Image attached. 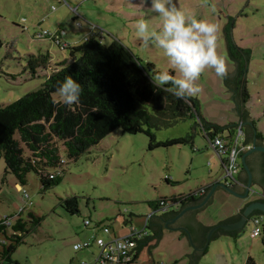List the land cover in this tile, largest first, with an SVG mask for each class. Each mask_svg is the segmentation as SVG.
Here are the masks:
<instances>
[{"label": "rangeland", "instance_id": "1", "mask_svg": "<svg viewBox=\"0 0 264 264\" xmlns=\"http://www.w3.org/2000/svg\"><path fill=\"white\" fill-rule=\"evenodd\" d=\"M249 1L175 0L176 7L186 15L217 25L216 51L225 61V72L217 75L213 68H205L196 81L201 90L192 97L199 103L203 121L224 128L223 136L227 141L237 134L236 129L233 135L225 129L237 121L232 113V95L223 85L230 74L236 72V64L229 58L226 45V35L231 36L232 24L235 25L233 40L242 42L252 51L243 77L248 96L243 99L245 103L237 94L234 98L264 136V0H257L258 9ZM140 19L145 20L151 30L159 31L162 27L159 15L151 12L143 0H0L3 44L0 49V106L6 107L42 88L48 73L39 70L36 77L31 76L27 69L30 54L49 52L53 62L69 57L68 51H61L50 40L39 37L45 31H65L64 41L72 46L82 44L85 37L93 35L106 45L117 40L142 64H153L159 71L178 75L162 49L145 44L136 35V22ZM54 99L63 101L59 94H55ZM154 135L157 142L189 140L183 145L151 151L146 135H130L119 129L77 161L68 160L63 154V142H56L65 160L60 170L64 175L59 185L46 191H42L35 173L28 175L26 186L18 185L13 175L6 174V163L0 158V218L13 217L25 207L23 190L33 202L24 214L31 211L43 218L36 231L25 237V243L19 246L13 259L20 264H92L97 248L75 251L73 246L90 240L94 225L104 223L119 235L130 228V223L141 229L153 212L150 202L194 192L206 185L209 175L220 171L221 167L213 164L215 151L199 119H182L172 127L154 131ZM241 165L240 161L239 172ZM167 177L174 183L168 184ZM218 193L214 203L199 214L205 224L232 213L235 209L232 205L242 204L240 198ZM74 197H77L80 213L70 215L61 204L62 200ZM85 221H90L91 225L85 226ZM253 229L250 222L237 239L221 236L208 248L211 252L238 250L231 257L232 264H244L248 257L256 264H264L263 235L252 238ZM96 233L103 236L101 231ZM191 252L188 239L177 232H166L159 241L145 247L140 258L143 262L154 260V264H188L184 257ZM212 258L210 255L201 263L210 264Z\"/></svg>", "mask_w": 264, "mask_h": 264}, {"label": "trees", "instance_id": "2", "mask_svg": "<svg viewBox=\"0 0 264 264\" xmlns=\"http://www.w3.org/2000/svg\"><path fill=\"white\" fill-rule=\"evenodd\" d=\"M226 41L228 53L237 64V71L244 75L250 51L238 47L229 33ZM2 46L0 38V49ZM57 47L61 51H68L69 57L53 62L52 55L47 52L30 54L27 59V69L32 77H36L39 70L48 73L42 88L6 107L0 106V158L6 163V174L13 175L18 185L26 186L30 173L39 177L42 191L61 183L64 171L60 170L65 163H62L64 159L56 142H63V154L68 160L77 161L120 129L130 135H146L150 141L149 150L152 151L188 143L189 139L157 142L154 131L172 127L182 119L194 118L199 119L208 137L226 140L224 128L203 121L196 99H178L153 84L151 77L159 70L153 64H142L119 41L114 40L106 45L93 35L77 46L68 44ZM69 76L77 80L82 88L78 102L70 105L54 99V95L59 94L60 84ZM245 84V81L238 82V99L242 103H245L244 97L248 96ZM241 112L243 121L249 119L248 113ZM252 123L256 130L255 123ZM225 129L233 135L238 125L232 124ZM245 141L249 143L246 137ZM165 181L174 183L169 177ZM204 194L195 191L150 202L153 212L147 225L146 220L143 225L148 234L138 244L137 259L139 251L164 235L158 224L164 215L177 216ZM61 206L70 215L80 213L77 197L62 200ZM26 209L13 217L0 218V264H20L13 259L14 253L25 243V237L36 231L43 221L42 217L31 211L25 215ZM107 228L111 232L110 227ZM219 232L227 233L222 229ZM233 234L240 232L229 233ZM218 236L216 233L212 240ZM246 264L256 263L250 259Z\"/></svg>", "mask_w": 264, "mask_h": 264}, {"label": "clouds", "instance_id": "3", "mask_svg": "<svg viewBox=\"0 0 264 264\" xmlns=\"http://www.w3.org/2000/svg\"><path fill=\"white\" fill-rule=\"evenodd\" d=\"M143 3L159 15L162 27L159 31L151 30L149 24L140 19L136 22V35L145 44L151 43L162 49L168 63L178 74L159 71L151 77L153 84L178 99H185L200 92L196 81L205 68H213L217 75L224 74L225 61L216 51L218 28L215 23L186 15L176 7L175 0H143ZM81 92V84L71 76L66 77L58 88L59 96L69 105L78 102ZM247 145L251 146L248 142ZM204 188L206 193L210 185ZM73 247L76 249L80 245Z\"/></svg>", "mask_w": 264, "mask_h": 264}, {"label": "built area", "instance_id": "4", "mask_svg": "<svg viewBox=\"0 0 264 264\" xmlns=\"http://www.w3.org/2000/svg\"><path fill=\"white\" fill-rule=\"evenodd\" d=\"M79 27L80 24H77ZM26 29V28H25ZM24 29V30H25ZM65 31L57 30L53 33L48 31L43 32L39 37L41 39L50 40L56 46H66L64 42ZM90 37H85L84 41H87ZM205 137L209 140L210 146L216 152L222 166V174L219 178V182H223L228 186H232L238 183L236 178L240 170V159L241 156L250 149L251 146L246 144L245 147L242 146L244 139V131L241 126H238L237 134L235 138L231 141L224 140L222 138L212 139L208 137L207 133L204 131ZM65 163V160L62 161ZM53 178V176H51ZM206 188L200 190L201 193H205ZM24 197L23 202L25 207L28 208L32 206L33 202L31 201L28 193L23 191ZM19 210L18 213L24 211ZM151 218V214L146 218V225ZM254 226L252 237H259L263 232V226L260 216H256L252 219ZM86 225H91L90 221L85 222ZM10 225V222H8ZM104 234H110L109 228H104ZM146 227L137 229L131 227L130 231L121 237H110L109 239H103L101 237L93 236L92 239L79 243V248L75 250H80L88 248L92 242L99 247V253L96 256L92 264H148L140 263L137 259V247L139 242H141L147 236ZM123 245V246H121Z\"/></svg>", "mask_w": 264, "mask_h": 264}, {"label": "water", "instance_id": "5", "mask_svg": "<svg viewBox=\"0 0 264 264\" xmlns=\"http://www.w3.org/2000/svg\"><path fill=\"white\" fill-rule=\"evenodd\" d=\"M224 88L226 90H228L231 95H232V104H233V110L232 113L237 117V121L235 123V125L237 126H241L244 128L245 131V126L244 124H247V122H250L249 119H246L245 121H243L242 119V115H241V111L245 112L237 103V100L234 98V93L236 92V85L235 82L233 83H228V82H224ZM244 123V124H242ZM251 126H253V123H251ZM247 132V131H246ZM257 133V130H255V134ZM245 137H249L248 134L246 133L244 135V139L242 142V146L245 147L246 146V141H245ZM254 152H262L264 153V146H258L256 144V141L254 140L251 144V148L246 151V153H244L242 155L241 158V163H242V167L245 171H247L249 173L250 176V182L246 185V187L244 188L241 181V172L238 173L237 175V180L238 183L235 184L234 186H228L223 182H219V180L213 184L210 185L209 190L204 194V196L199 199L196 200L195 202H192L189 206H187L180 214H178L175 218L174 221L180 220L187 211L189 210H194V214L193 216V221H195L194 226V232L193 233L196 237L197 240V247L201 248L204 244V246L199 250L195 247V244L192 241V237L190 232L187 229L184 228H180L181 230H184V233H186L188 235V244L190 246V248L194 251L193 255L189 256V257H184V259L187 261L188 264H197L200 257L202 256V254L204 253V251L206 250V248L210 245V243L213 241L212 237L218 233L219 236H227L229 235V233H236V232H241L243 226L245 225V223L247 222L248 219H250L252 216H257V214L264 216V193L260 190H256L252 187L251 184V173L249 171L248 165L246 163V158L254 153ZM241 167V169H242ZM238 186L237 188L240 189V191L236 190L235 187ZM244 188V189H243ZM243 189V190H241ZM217 192H223V193H227L229 195H232L236 198H240L243 201L244 204V209L243 211L237 215L234 218L231 219H227L223 222H221L220 224H218L217 226L213 227V228H208L207 231H205V229H207V227L202 228V225L200 223L197 222V220L195 219V214L199 211H201L205 206H208L211 201H212V197L215 193ZM244 193V194H243ZM254 195H256L255 198H252ZM247 201H249L247 203ZM190 229V228H189ZM220 229L224 230L225 234L220 233ZM172 231H176V230H172ZM217 237V238H218Z\"/></svg>", "mask_w": 264, "mask_h": 264}, {"label": "crops", "instance_id": "6", "mask_svg": "<svg viewBox=\"0 0 264 264\" xmlns=\"http://www.w3.org/2000/svg\"><path fill=\"white\" fill-rule=\"evenodd\" d=\"M248 3H250V5L253 7V8H255V9H258L257 8V0H254V1H252V0H250ZM228 14H231V11H228ZM234 15V14H233ZM229 18H233V17H229ZM89 24H91L90 22H88ZM92 27H93V25H92ZM234 29H235V25H233L232 24V27H231V38L233 39V31H234ZM234 41V40H233ZM65 42V41H64ZM66 44H67V42H65ZM234 43L238 46V47H240L241 49H244V50H249L250 51V53H251V56H250V58L252 57V51H251V48L250 47H246L245 45H243V43L241 42V43H236L235 41H234ZM227 51H228V47H227ZM228 56H229V58L232 60V58L230 57V55H229V53H228ZM234 62V61H233ZM249 63V62H248ZM248 63H247V65H248ZM236 64V63H235ZM243 77H244V75H243V73L241 72V73H239L238 71H237V64H236V72L234 73V74H230V78L229 79H227V82L228 83H233V82H235V85H236V92L234 93V94H237L238 95V82L239 81H243L244 82V79H243ZM249 120H250V122L252 123V120L249 118ZM245 132V131H244ZM263 135V134H262ZM214 156H215V159H216V162L215 163H213V164H218L220 167H221V169H220V171L216 174V175H209L208 176V182L206 183V185H203V186H201L200 188H198L197 190H195V191H200L202 188H204V187H206V186H209V185H211V184H213V183H215V182H217L218 180H219V178H220V176H221V174H222V166H221V162H220V160H219V158H218V156H217V154H216V152H215V154H214ZM211 165H212V163H211ZM239 173V172H238ZM238 175V174H237ZM170 179H172L171 177H169ZM194 191V192H195ZM189 193H192V191H189L187 194H189ZM219 193L217 192V193H215L214 195H213V197H212V201H211V203L208 205V206H210V205H212L213 203H214V201H215V197H217V195H218ZM229 195V194H228ZM200 196H204V195H200ZM199 198H201V197H199ZM197 200H199V199H197ZM249 201H247V203H248ZM208 206H205L201 211H199V212H197L196 214H195V219L197 220V222L198 223H200V224H202V226H204V227H207V228H213V227H215V226H217L218 224H220L221 222H223V221H225V220H227V219H231V218H234V217H236L237 215H239L242 211H243V209H244V204H243V201H242V204L241 205H239V206H237V207H233V205H232V208L234 209V211L232 212V213H230L229 215H227V216H224V217H216L213 221H211V223H209V224H205L204 222H202L201 221V219H200V213L201 212H205L204 210H206V208L208 207ZM86 222V221H85ZM251 221L249 220V222H246L245 223V225L243 226V228H242V230H241V232L243 231V229L245 228V226L248 224V223H250ZM252 223V222H251ZM130 224H132L131 226H130V228H126V230L127 231H122V234L121 235H119V234H117V233H115L114 232V230L110 227V226H107L106 224H103V223H98V224H96V225H94V227L92 228L93 229V234H92V236H91V239H92V237L93 236H97V237H100L96 232H102L103 233V236H101V238H103V239H109L110 237H121V236H124L125 234H127L129 231H130V229H131V227L132 226H134V224L133 223H130ZM85 226H86V224H85ZM107 227H110V229H111V232H110V234H108V235H106V234H104V231H103V229L104 228H107ZM167 232H177V233H179L180 234V236H182V238H184V239H188V235L186 234V233H184V232H182V233H180V232H178V231H172V230H168ZM241 232H240V234H241ZM166 233V232H165ZM240 234H233V235H227V236H229V237H233V238H238V237H240L239 235ZM262 235H263V237H262V245H263V240H264V228H263V233H262ZM251 237H252V234H251ZM253 238V237H252ZM257 238V237H256ZM218 239V238H217ZM216 239V240H217ZM88 241V240H87ZM182 241V240H181ZM214 241V240H213ZM85 242V241H84ZM75 245H77V244H75ZM264 246V245H263ZM92 247H95V248H97V254H95V257H94V259L96 258V256L98 255V253H99V247L95 244V243H93L92 242V244L88 247V248H84L85 250H89V249H91ZM209 247V246H208ZM206 248V250L204 251V253L202 254V256L200 257V259H199V261H198V263L197 264H202L201 262L204 260V259H206L207 257H209L210 255L213 257L212 258V261H211V263L210 264H232V261H231V257H232V255L234 254V253H237V251H233L232 250V252H226V251H223V250H216L215 252H211L210 251V249L209 248ZM75 250V249H74ZM80 250H83V249H80ZM80 250H75V251H80ZM142 252H143V250L142 251H139V257H138V261L139 262H143V261H141V254H142ZM193 253H194V251L192 250V252H191V254H189V255H187L188 257L189 256H191V255H193ZM93 256H94V254H92ZM184 256H186V254L184 255ZM186 256V257H187ZM153 258V257H152ZM250 259H253V258H251V257H248L247 258V260L249 261ZM254 260V259H253ZM94 261V260H93ZM242 261H243V263H244V261H245V259H243L242 258ZM247 261V262H248ZM154 260H152L151 261V263L150 262H147V263H149V264H154ZM246 261H245V263L244 264H246L247 263ZM255 262V261H254ZM81 264H88V263H86V262H83V263H81Z\"/></svg>", "mask_w": 264, "mask_h": 264}, {"label": "flooded vegetation", "instance_id": "7", "mask_svg": "<svg viewBox=\"0 0 264 264\" xmlns=\"http://www.w3.org/2000/svg\"><path fill=\"white\" fill-rule=\"evenodd\" d=\"M242 124H244V123H242ZM244 126H245V132L244 133L245 134L247 133L249 136V137H247L249 144H252V142L255 140L256 144L258 146H264V136L261 133H259L258 131L255 134V130L251 126V122H247V124H244ZM241 158H242V156H241ZM246 163H247L249 171L251 173L252 187L254 189L260 190L264 193V153L254 152V153L250 154L246 158ZM240 172H241V176H242L240 182L242 183L243 187L245 188L246 185L250 182V176H249V173L243 169V167H242ZM237 187L238 186H236L235 189L237 191L238 190L240 191V189ZM243 189H241V190H243ZM193 214H194V210H189L186 212V214L180 220H177V221H174V218L176 217V215L166 214L162 217V219L160 220V223H158L159 228L161 230H163L164 232H167L168 230H176L180 233L184 232V230H181L180 228L187 229L191 234L192 241L195 244V247L200 250L204 246L205 242L201 248L197 247V240H196L195 235L193 234V233H195L194 232L195 221H193V216H192ZM257 216L261 217L262 226L264 228V216L259 215V214H257ZM251 219H252V217L250 219H248L247 222H249V220L251 221Z\"/></svg>", "mask_w": 264, "mask_h": 264}]
</instances>
